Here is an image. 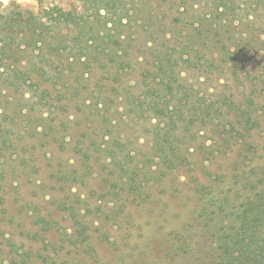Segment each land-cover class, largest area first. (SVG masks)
Returning <instances> with one entry per match:
<instances>
[{
	"label": "trees",
	"instance_id": "1",
	"mask_svg": "<svg viewBox=\"0 0 264 264\" xmlns=\"http://www.w3.org/2000/svg\"><path fill=\"white\" fill-rule=\"evenodd\" d=\"M79 1L80 6L69 10L56 6L42 12H0V83L21 95L13 106L8 101L11 96L0 101V155L14 148L9 136L28 101H32L31 110L79 109L82 116L76 129L88 125L87 132L82 129L74 141L80 169L69 172L60 167L53 175L58 179L86 177L98 162L104 167V186L114 201L142 203L150 198L154 187H163L173 177L174 170L190 165V150L182 144L187 137L198 138L194 132L199 123L217 133L220 130L218 149L206 147L205 142L200 147L209 158L230 152L232 141L246 142L245 132L255 124L252 110L238 103L232 92L208 100L195 84L182 81L180 71L183 65L198 74L216 72L220 62L216 49L224 62L235 57L225 41L230 39L225 20L230 10L233 14L239 11L238 0H218L216 9L223 11L211 18L201 17L199 0ZM218 16L224 24L215 28L213 19ZM75 29L78 33L71 35ZM140 31L153 38L144 44L153 42L149 46L151 61L126 71L121 58L137 60L131 47ZM27 92H31L29 99H25ZM122 106L137 119L158 120L149 133L150 151L136 153L121 137L120 116L113 114L121 113ZM22 120L29 123V115ZM47 126L43 133L53 135L57 142L60 128H67ZM244 151L238 149L240 154ZM255 182L245 183L248 193L242 201L231 198L238 194L236 187L218 200L200 188L199 217L209 228L214 223L215 237L205 247V258L199 264H264V176ZM61 206L81 228L72 244L88 247V226L80 221L77 207L67 202ZM177 244L185 252L191 246Z\"/></svg>",
	"mask_w": 264,
	"mask_h": 264
},
{
	"label": "rangeland",
	"instance_id": "2",
	"mask_svg": "<svg viewBox=\"0 0 264 264\" xmlns=\"http://www.w3.org/2000/svg\"><path fill=\"white\" fill-rule=\"evenodd\" d=\"M214 1L199 0L201 17L220 16L223 8L216 9L218 0ZM80 5L79 0H0V12L10 14L19 9L42 12L56 6L69 10ZM236 8L239 11L233 14L230 10L225 20L230 36L225 41L235 57L224 62L216 49L220 56L216 72L198 74L183 65L180 71L182 81L195 84V89L208 100L232 92L238 103L252 110L255 124L245 132L246 142L232 141L230 152L212 154L209 158L200 147L205 142L206 147L218 149L220 130L217 133L211 126L199 123L194 132L198 138L187 137L182 144L190 150V165L174 170L163 187L150 191L146 202L127 199L117 202L104 186L106 173L98 162L93 164V173L86 177L58 179L53 175L60 167L69 172L80 169V154L74 141L82 135V129L87 132L88 128L87 125L76 129L82 116L80 110L46 107L31 110L32 101H28L18 125L11 136L8 134L9 144H14V148L3 150L4 156L0 155V264H199L204 260L205 247L215 236L214 223L209 228L199 217L200 188L218 200L229 188L236 187L238 194L231 198L242 201L248 193L245 183L254 185L264 176V0H238ZM219 16L213 19L215 28L224 24ZM77 33L75 29L71 35ZM151 39L150 33H137L131 47L137 60L121 58L126 71L139 69L141 63L151 61L149 46L153 42L144 45L145 40ZM8 96L13 103L10 106L21 98L18 90L14 92L0 83V101ZM30 96L31 92H27L25 99ZM126 110L122 106L119 115L113 114L115 118L120 116L121 137L130 150L144 154L150 151L149 133L158 120H140ZM26 114L29 123L22 120ZM49 124L67 127L60 128L58 142L53 135L43 133ZM238 149H244V154ZM7 162L13 165L3 164ZM63 202L74 204L80 221L87 224L88 247L72 244L81 228L70 211L61 206ZM178 242L190 243V249L183 251Z\"/></svg>",
	"mask_w": 264,
	"mask_h": 264
}]
</instances>
